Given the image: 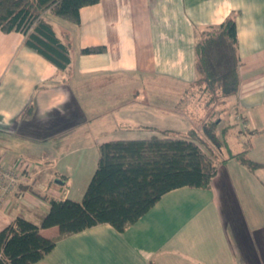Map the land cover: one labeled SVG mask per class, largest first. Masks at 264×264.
Segmentation results:
<instances>
[{"label":"crops","instance_id":"crops-1","mask_svg":"<svg viewBox=\"0 0 264 264\" xmlns=\"http://www.w3.org/2000/svg\"><path fill=\"white\" fill-rule=\"evenodd\" d=\"M231 13L239 87L218 106L226 152L210 156L216 172L209 186L169 190L123 231L92 225L58 239L30 264H264V165L250 170L231 156L246 150L264 163V0H98L79 9L77 47L69 30L65 37L56 31L70 43L65 70L26 46L23 33L0 29V162L20 158L28 170L34 166L31 184L24 182L0 207V229L18 215L38 224L49 198L80 201L100 143L156 130L183 134L167 124L168 114L157 125L153 111L133 104L141 91L132 81L163 78L188 90L196 77V32ZM95 45L106 50L79 53ZM113 113L126 133L94 123ZM238 122L249 134L244 149L233 151L228 138ZM240 134H233L238 143ZM40 233L53 237L58 227Z\"/></svg>","mask_w":264,"mask_h":264},{"label":"trees","instance_id":"trees-1","mask_svg":"<svg viewBox=\"0 0 264 264\" xmlns=\"http://www.w3.org/2000/svg\"><path fill=\"white\" fill-rule=\"evenodd\" d=\"M98 0H0V29L24 34L25 45L65 70L70 63V43L56 32L46 11L74 25L80 23L79 9ZM236 14L227 15L218 25H206L196 32L194 42L196 77L190 83L207 94L203 132L217 140L220 122L218 106L239 87L240 57L236 38ZM104 46H86L81 54L101 53ZM216 100H218L217 105ZM264 103V97H263ZM212 110V112H213ZM211 112V113H212ZM145 138L114 139L98 145L93 174L80 201L49 198V208L38 224L16 216L0 229V264H30L49 252L56 241L98 223H108L117 231L139 219L169 190L208 187L216 169L202 149L204 138L195 131L179 133L156 130ZM226 128L222 129V137ZM224 138L221 144H225ZM234 156L250 170L264 165L252 160L246 150ZM58 227V234L45 237L40 228ZM148 264H154L149 262Z\"/></svg>","mask_w":264,"mask_h":264},{"label":"rangeland","instance_id":"rangeland-1","mask_svg":"<svg viewBox=\"0 0 264 264\" xmlns=\"http://www.w3.org/2000/svg\"><path fill=\"white\" fill-rule=\"evenodd\" d=\"M45 14L48 15L50 21L53 23L55 30L58 31L60 36L65 37V35L68 34V30L70 31L71 39L73 41L72 48H74L75 46L77 47L78 41H76L74 35L75 25L63 19H60L52 14H49L48 11H46ZM71 53H73V56L74 49L71 50ZM162 79L163 78H160L154 81L152 79L148 81L145 78L134 79L132 81V85L134 88L141 91V94H137V97H133V104L139 103L142 108L144 107V110L150 109L151 111H153L154 115L157 117V119L155 120V123L157 125L164 124L165 115L168 114L166 115L167 124L171 121L170 125H172L176 129H185L184 131L186 132L183 131V133L191 134V131H195L197 135L201 136V138H204L205 140V143L201 146L202 149L206 152V154H209V151L211 150L212 155H217L218 158H222L226 152L224 144H221L222 129L219 126L217 127L216 132L218 137L215 142H211L210 139H208L206 135L201 132L203 131L202 124L204 123L205 115L198 113H200V111L203 109L204 112L206 110V115H208L210 119H214L216 117V112L213 109L201 108L202 106H204L205 101L208 99L207 94L204 93L203 95L202 93H200L198 88H196V86L193 84L188 90H185L188 85L184 82ZM126 86V88H129L128 85ZM144 92H146V95ZM217 103L218 100H216L215 105H217ZM147 107L149 109H145ZM170 113L172 116H169ZM111 115L102 116L101 119L94 121V123H98L100 126L108 128V131H114V129H116V131H118L119 133L121 132V130V133H126L122 128L123 126L118 116H116L114 113ZM168 116L170 118H168ZM143 119L145 118L143 117L141 120ZM220 125L223 124L221 123ZM143 131L144 130H141V134L144 133ZM238 131L241 132L239 136L241 142L239 143L238 141L236 142L234 139L235 137H233V134H237ZM248 134L249 133L246 130H243V127L240 125V122H238L237 125H234V129L231 131V134L228 138L230 139L229 142L231 149L233 151L244 149V143H246V138ZM207 146H210L209 151V148H207ZM37 148L40 149L43 147L38 146ZM212 155L210 154V156ZM33 168L34 166H31L32 172ZM31 171L29 170L30 173ZM32 179H34L33 175L28 177L29 184H31L30 181ZM42 179L43 178L41 177L38 178V180ZM19 189L20 188H18V190Z\"/></svg>","mask_w":264,"mask_h":264},{"label":"built area","instance_id":"built-area-1","mask_svg":"<svg viewBox=\"0 0 264 264\" xmlns=\"http://www.w3.org/2000/svg\"><path fill=\"white\" fill-rule=\"evenodd\" d=\"M28 167L20 158L10 164L0 162V207H6L12 194L27 182Z\"/></svg>","mask_w":264,"mask_h":264}]
</instances>
